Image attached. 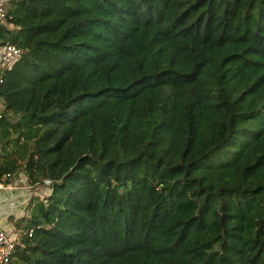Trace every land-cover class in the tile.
Instances as JSON below:
<instances>
[{
  "label": "trees",
  "instance_id": "trees-1",
  "mask_svg": "<svg viewBox=\"0 0 264 264\" xmlns=\"http://www.w3.org/2000/svg\"><path fill=\"white\" fill-rule=\"evenodd\" d=\"M6 12L0 183L36 193L8 264H264V0Z\"/></svg>",
  "mask_w": 264,
  "mask_h": 264
},
{
  "label": "built area",
  "instance_id": "built-area-1",
  "mask_svg": "<svg viewBox=\"0 0 264 264\" xmlns=\"http://www.w3.org/2000/svg\"><path fill=\"white\" fill-rule=\"evenodd\" d=\"M8 0H0V25L6 28H11V23H8V16L6 12V3ZM20 50L9 42L0 44V71L5 68H9L19 58ZM1 101V100H0ZM25 182V178L18 176L15 182ZM49 182L43 181V185L47 186ZM11 187L10 185H6ZM0 183V189H6L7 187ZM13 230V229H12ZM17 242V237L14 231L7 230V228L0 224V264H8L14 246Z\"/></svg>",
  "mask_w": 264,
  "mask_h": 264
},
{
  "label": "rangeland",
  "instance_id": "rangeland-1",
  "mask_svg": "<svg viewBox=\"0 0 264 264\" xmlns=\"http://www.w3.org/2000/svg\"><path fill=\"white\" fill-rule=\"evenodd\" d=\"M16 179H14V181L10 184V186H11L10 188L6 186L7 187L6 189H3V190L0 189L1 192H5V196L7 198H8V196L12 195L13 193H22L25 196V198H24L23 195H18V198H13L12 200H7V202H9V205H6L7 209H11L10 211L12 213V214H4L5 215L4 221L8 222V224L9 223L11 224V222L9 220V216H13V215H14V217L20 216L23 212V208H24L25 204L27 203L28 198L30 196L32 197L33 195H36V193H32L30 191L26 182H24V181L23 182H15ZM10 189H12L11 193H8V191L10 192ZM6 191H7V194H6ZM43 192H45V190H43ZM18 199H20V200H18ZM23 199H26V200L23 201ZM18 203H20V205ZM10 224H9V226H10Z\"/></svg>",
  "mask_w": 264,
  "mask_h": 264
},
{
  "label": "crops",
  "instance_id": "crops-1",
  "mask_svg": "<svg viewBox=\"0 0 264 264\" xmlns=\"http://www.w3.org/2000/svg\"><path fill=\"white\" fill-rule=\"evenodd\" d=\"M11 190L12 189H10V192L8 191V193H11ZM6 194H7V191H6ZM18 195H23V194L22 193H13L12 195L8 196V198H7L5 196V192H1L0 191V224L5 226L7 228V230H10V229L12 230L11 224L9 223L10 224V226H9L8 222L4 221V216H5L4 214H12L11 211H10L11 209H7L6 205H9V202H7V200H12L13 198H18ZM23 197L25 198L24 195H23ZM18 200H20V199H18ZM24 200H26V199H23V201ZM18 204L20 205V203H18Z\"/></svg>",
  "mask_w": 264,
  "mask_h": 264
}]
</instances>
